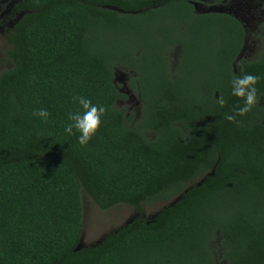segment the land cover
Here are the masks:
<instances>
[{
  "label": "trees",
  "instance_id": "16d2710c",
  "mask_svg": "<svg viewBox=\"0 0 264 264\" xmlns=\"http://www.w3.org/2000/svg\"><path fill=\"white\" fill-rule=\"evenodd\" d=\"M15 10L0 49V264H264V17L249 58L246 24L193 0H21ZM118 70L139 116L118 106L128 98ZM243 74L260 77L261 100L230 122L243 104L231 80ZM75 96L107 109L86 146L64 132ZM83 192L101 210L176 200L78 248Z\"/></svg>",
  "mask_w": 264,
  "mask_h": 264
},
{
  "label": "rangeland",
  "instance_id": "374dc122",
  "mask_svg": "<svg viewBox=\"0 0 264 264\" xmlns=\"http://www.w3.org/2000/svg\"><path fill=\"white\" fill-rule=\"evenodd\" d=\"M21 0H8L0 5V49L8 46L6 34L13 30L23 12L15 10V6ZM199 12H230L240 18L248 29V43L244 55L253 58L258 53L259 47V26L263 21L264 9L263 0H227L224 3L216 4L208 0H193ZM2 56V54H1ZM177 54H175V57ZM3 58H0V71L5 67ZM128 75L122 70L116 73V82L120 90L128 95V98L118 102V106L125 108L127 114L141 113L140 99L128 85ZM176 199L168 202H156L144 205L140 210L131 205H117L108 210H101L85 192H83V231L79 240L78 248L83 246H94L103 240L108 234L122 228L136 219L152 221L165 207L173 204Z\"/></svg>",
  "mask_w": 264,
  "mask_h": 264
},
{
  "label": "clouds",
  "instance_id": "9594fccd",
  "mask_svg": "<svg viewBox=\"0 0 264 264\" xmlns=\"http://www.w3.org/2000/svg\"><path fill=\"white\" fill-rule=\"evenodd\" d=\"M259 80L260 77L252 74L233 75L231 95L240 98L243 104L235 111V114H226L224 119L236 122L237 117L246 116L260 103L261 96H258L256 87ZM73 100L78 102L79 107L68 113L64 132L68 135L78 134V143L86 146L101 128L107 109L104 105L94 104L85 96H75ZM217 100L221 106L226 103L223 96H219ZM33 115L41 122H46L50 118L49 111L44 108L34 110Z\"/></svg>",
  "mask_w": 264,
  "mask_h": 264
}]
</instances>
